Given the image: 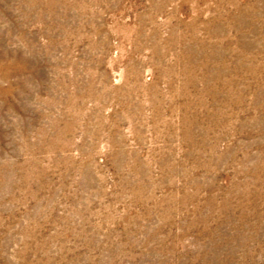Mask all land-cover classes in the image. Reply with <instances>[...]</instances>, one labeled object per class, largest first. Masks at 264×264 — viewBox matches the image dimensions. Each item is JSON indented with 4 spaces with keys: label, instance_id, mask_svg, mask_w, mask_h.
<instances>
[{
    "label": "rangeland",
    "instance_id": "rangeland-1",
    "mask_svg": "<svg viewBox=\"0 0 264 264\" xmlns=\"http://www.w3.org/2000/svg\"><path fill=\"white\" fill-rule=\"evenodd\" d=\"M0 264H264V0H0Z\"/></svg>",
    "mask_w": 264,
    "mask_h": 264
}]
</instances>
